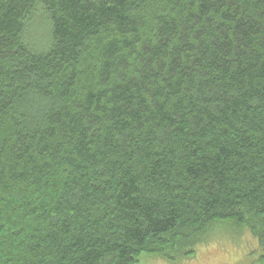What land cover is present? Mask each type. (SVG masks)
<instances>
[{"label":"trees","instance_id":"obj_1","mask_svg":"<svg viewBox=\"0 0 264 264\" xmlns=\"http://www.w3.org/2000/svg\"><path fill=\"white\" fill-rule=\"evenodd\" d=\"M226 223L264 264V0H0L1 264L174 263Z\"/></svg>","mask_w":264,"mask_h":264},{"label":"rangeland","instance_id":"obj_2","mask_svg":"<svg viewBox=\"0 0 264 264\" xmlns=\"http://www.w3.org/2000/svg\"><path fill=\"white\" fill-rule=\"evenodd\" d=\"M10 221L11 217L4 225L11 224ZM22 222L9 226L7 230L5 228V232L12 234ZM234 230H237V227L233 223H226L222 228L215 230L207 243L197 247V253L193 258L171 263L161 256L143 254L140 256V264H260V247L257 238L249 230ZM2 260H4L3 255Z\"/></svg>","mask_w":264,"mask_h":264}]
</instances>
